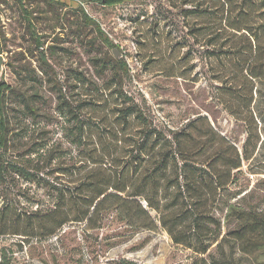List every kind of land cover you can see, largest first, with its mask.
I'll return each instance as SVG.
<instances>
[{"label": "trees", "instance_id": "1", "mask_svg": "<svg viewBox=\"0 0 264 264\" xmlns=\"http://www.w3.org/2000/svg\"><path fill=\"white\" fill-rule=\"evenodd\" d=\"M3 1L18 4L31 25V13L24 0ZM44 1L49 6H62L61 0ZM87 1L116 7L130 0ZM189 3L193 8L204 4V53L221 68L213 72L214 67L209 66L213 79L222 84L214 98L220 102L217 95L238 93L237 111L229 102H224V109L232 116L245 112L256 125L252 108L259 117L264 110V88L259 87L264 86V0ZM77 9L83 23L94 28L102 44L117 47L97 21L81 6ZM33 35L35 45H41ZM40 53L47 65L45 52ZM104 64H110L113 84L121 95L120 84L129 73L127 62L120 59ZM61 91L55 113L65 125L61 135L64 145L41 140L29 143L20 153L16 143L22 129L12 106L16 92L0 82V182L7 183L14 176L42 189L48 200H33L36 208L25 212L24 218L18 211L5 212L4 206L0 210L4 214L0 215V235L10 230L9 234L24 240L45 239L74 224L97 231L106 215L114 213L130 228H162L173 245L204 256V264H241L247 260L264 264V175L250 186L242 172L244 164L254 161L260 138L252 140L250 133L240 152L210 128L202 141L191 132L200 118L178 132L166 133L152 127L140 107L126 96L107 110L117 128L93 130L82 114L83 106H74ZM21 97L29 115L38 116L30 98ZM105 119L107 114L100 120ZM131 120L140 127L131 129ZM0 264H7L4 252Z\"/></svg>", "mask_w": 264, "mask_h": 264}, {"label": "rangeland", "instance_id": "2", "mask_svg": "<svg viewBox=\"0 0 264 264\" xmlns=\"http://www.w3.org/2000/svg\"><path fill=\"white\" fill-rule=\"evenodd\" d=\"M191 1L130 0L120 6L103 7L87 0H61L62 6L58 7L44 0H24L31 13L29 26L18 4L0 0V82L16 92L12 106L22 129L19 134L24 138L16 143L17 152L24 153L29 143L41 140L64 145L61 135L65 125L55 113L62 88L74 106H83L82 114L93 130L117 128L107 110L126 96L140 107L152 127L166 133L178 132L200 118L195 130L191 128L196 139L204 141L202 136L210 128L238 152L251 133L252 140L260 138V142L254 161L244 164L242 172L250 186L262 178L264 110L259 117L252 108L255 125L245 112L232 116L224 109V102H229L237 111L238 93H221L217 95L220 102L214 98L222 84L213 79L209 66L214 67L213 72L221 68L204 53V4L193 8ZM78 6L99 23L117 47L101 43L94 28L83 23ZM191 10L197 13L189 14ZM33 33L41 45H35ZM112 50H117L119 56L114 57ZM41 51L45 52L47 65L41 60ZM120 59L129 68L120 84L121 95L113 84L110 64H104ZM21 96L30 98L38 116L29 115ZM261 107L264 109V102ZM103 114L107 119L100 120ZM138 126L131 120V129ZM39 130L44 133L39 134ZM93 143L99 144L96 139ZM256 169L259 171L253 174ZM43 195L44 191L35 185L9 177L7 183L0 182V210L7 205L5 212L18 211L24 218L25 212L35 210L33 200L48 201ZM154 216L151 212L153 220ZM9 233L0 235V256L4 252L7 264H204V256L173 245L162 228H130L114 213L106 215L97 231L74 224L45 239L24 240Z\"/></svg>", "mask_w": 264, "mask_h": 264}, {"label": "water", "instance_id": "3", "mask_svg": "<svg viewBox=\"0 0 264 264\" xmlns=\"http://www.w3.org/2000/svg\"><path fill=\"white\" fill-rule=\"evenodd\" d=\"M112 54L114 57H118L119 53L117 52V50H112Z\"/></svg>", "mask_w": 264, "mask_h": 264}]
</instances>
